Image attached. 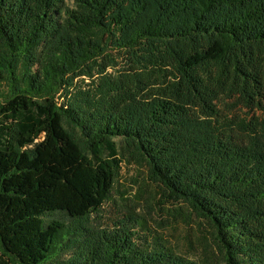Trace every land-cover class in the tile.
I'll list each match as a JSON object with an SVG mask.
<instances>
[{"label": "trees", "instance_id": "obj_1", "mask_svg": "<svg viewBox=\"0 0 264 264\" xmlns=\"http://www.w3.org/2000/svg\"><path fill=\"white\" fill-rule=\"evenodd\" d=\"M263 102L264 0H0V264H202L100 219L124 161L264 264Z\"/></svg>", "mask_w": 264, "mask_h": 264}, {"label": "rangeland", "instance_id": "obj_2", "mask_svg": "<svg viewBox=\"0 0 264 264\" xmlns=\"http://www.w3.org/2000/svg\"><path fill=\"white\" fill-rule=\"evenodd\" d=\"M228 103L238 102L234 98L229 99ZM241 107L239 105L236 109ZM157 190V186L148 179L145 168L124 161L112 191L111 201L106 204L100 219L110 222L114 217L125 215L128 211L144 214L153 227L162 231L169 244L174 245L184 256L202 264H224L215 241L203 230L198 219H175L159 210ZM160 222L167 223L159 226ZM1 253L0 250V255Z\"/></svg>", "mask_w": 264, "mask_h": 264}]
</instances>
